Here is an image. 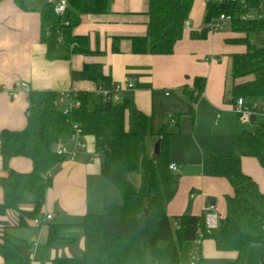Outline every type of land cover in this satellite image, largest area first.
<instances>
[{"label":"trees","instance_id":"1","mask_svg":"<svg viewBox=\"0 0 264 264\" xmlns=\"http://www.w3.org/2000/svg\"><path fill=\"white\" fill-rule=\"evenodd\" d=\"M4 0H0L2 2ZM25 0H15L24 7ZM112 0H67L63 15H57L55 4L41 9L40 39L47 47V59H64L69 54L87 53L88 40L74 35L75 28L87 15L109 12ZM195 0H150L149 35L133 38L136 55L170 56L182 39ZM264 9V6H262ZM249 9L238 0L207 4L204 34L210 33L209 23L221 15L231 17L232 32L237 38L227 41L246 47L245 53L232 57V105L237 98L247 101L264 98V46L254 44L253 35L264 38V13L261 19L243 20ZM204 78L195 79L193 89L183 93L197 103L195 93L202 94ZM80 105L64 114L58 105L59 93L31 92L27 126L22 131L0 133V152L6 177L0 180L4 198L0 216L8 211L19 213L20 225L42 216L47 190L52 186L49 172L68 161L55 152V146L69 138L75 126L83 136H92L101 158V179L113 187L121 203L109 205L100 213H88L81 228L84 231L85 253L80 259L60 258L53 264H150L163 261L175 263L181 247L194 242L199 231L204 240L215 241L221 253H236L226 264H244L253 245L264 247V194L258 184L243 171V158H255L264 170V124L253 133L235 135V152L211 155V175L226 179L233 194L226 199V216L217 230L207 234L204 216L185 214L169 217L167 205L176 196L180 175L169 170L170 139L165 127L155 131L151 117L140 111L131 96L121 103L104 102L88 93H72ZM193 112V107H191ZM161 140V153L156 161L152 155L155 143ZM152 144V146L150 145ZM13 158H27L33 170L28 174L10 169ZM27 194L32 201L27 202ZM31 205L32 211L25 207ZM71 225L51 224L48 246L73 242L63 233ZM4 264H31L26 256L14 251L8 242L0 243ZM260 264H264V254Z\"/></svg>","mask_w":264,"mask_h":264},{"label":"crops","instance_id":"2","mask_svg":"<svg viewBox=\"0 0 264 264\" xmlns=\"http://www.w3.org/2000/svg\"><path fill=\"white\" fill-rule=\"evenodd\" d=\"M57 2L25 0L22 8L15 0L0 2V133L26 128L31 92L93 94L98 88L111 90L116 84L134 82L135 90L129 96L140 111L153 119L154 129L185 125L184 130L190 133L187 135L181 130L180 135H187L198 146L197 150L204 159L202 168L205 175L203 172L194 175L192 167L183 170L177 164L182 160L170 157V164L179 167L177 174L180 173L181 186L167 205L168 216H205L204 208L211 206L221 222L226 216V199L233 194V189L226 179L215 178L206 169L205 164L214 150H209L211 146L202 141L197 130L206 118L210 123L214 120L213 124L219 126L220 121L216 124L218 115L222 120L223 112H234L232 106L226 103L232 57L245 53L246 47L227 41L238 37L232 31L208 33L204 39L195 38L194 35L204 34L207 4L213 0H195L183 37L170 56L133 53L132 39L149 35L150 0H112L107 14L84 16L74 30L75 36L87 38V53L49 60L47 47L40 39V13L45 4ZM197 78H204L206 84L202 94L195 93L199 99L194 103L183 91L184 88L193 89ZM22 83L26 84V88H15ZM9 89H14L15 94L11 95ZM166 92L170 95L166 96ZM58 105L64 106L63 98L58 99ZM83 141L86 148L79 152L75 161H65L48 174L52 186L47 190L40 218L51 215L50 221L35 225L32 220H27V225L21 226L16 211L0 216V243L8 242L14 251L28 257L31 264H53L55 259L60 258H82L85 238L79 225L88 213H100L107 207L103 205L106 195L118 196L112 187L101 181L102 161L95 150L94 138L85 136ZM61 144L67 149L74 147L67 137L62 139ZM222 146L230 147L221 153L223 156H231L235 151L234 140L233 145L227 141ZM222 146H218L221 148L218 149L219 154ZM242 165L244 173L258 184L264 194V170L259 162L245 157ZM9 167L23 174L33 170L32 162L27 158H13ZM6 176L0 152V180ZM95 184L102 189L92 203L89 190ZM27 195L26 200L30 203L32 196ZM3 198L0 187V204ZM209 199H214L215 204L211 205ZM120 203L119 198L117 204ZM25 210L32 211L33 207L27 205ZM51 224L71 225L63 235L73 242L49 247ZM194 253L200 259L194 264H226L236 259V253L219 252L215 241L208 238L198 249L193 242H186L175 263L163 261L153 264H192ZM263 254V246H251L244 264H260ZM0 264H4L1 255Z\"/></svg>","mask_w":264,"mask_h":264},{"label":"rangeland","instance_id":"3","mask_svg":"<svg viewBox=\"0 0 264 264\" xmlns=\"http://www.w3.org/2000/svg\"><path fill=\"white\" fill-rule=\"evenodd\" d=\"M238 1L241 4H243L244 6H247L249 9V12L256 11L261 5L264 6V0H238ZM213 2L217 3V2H221V0H213ZM222 31L225 33H230L232 31L231 23L226 22L225 27ZM253 41H254V44L256 45V47H258V48L262 47V45L264 44L263 35L262 34L253 35ZM232 87H233V81H232V79H230L229 83H228V88H227L226 103L227 104L229 103L231 106H232V98H233L232 94H231ZM248 102L253 103L254 105H258L260 107V109H262L264 107V98H258V99L251 100ZM222 116H223L222 120H219L220 123L218 122L220 124L219 126H215L213 124L215 122L214 120H212V122L210 123L209 119L206 118L202 122V124H200V127L197 130V133L200 136V138L202 139V141L206 142L208 145L211 146L209 148V150H211V152L214 150L213 152L216 151L219 153L218 149H221V148L218 146L225 145V143L227 141L230 142L231 145H233V137H232L233 135L234 136L240 135L243 131H247L248 133H253V132H255L256 129H258V127H256L255 124L250 125V124H243L242 122H240L238 120L237 115L234 112H231L230 110L223 112ZM256 123L262 125V124H264V121L262 118L259 117V118H257ZM154 126H155V123H154ZM166 126L167 127L165 128V130L171 136V139H170L171 140V142H170V157H174L175 159L182 160L183 162L178 161L177 164H179L181 167H183V170H185L187 167H190V168L192 167L193 168L192 171H193L194 175L200 174L201 172H203V175H205V171L202 168V165H203L202 163H203L204 159L197 150L198 146H196L192 141H190L188 139L187 135L190 133V131L187 132L184 130L185 125H182L181 127H168V125H166ZM181 130L183 132H185V134H187V135H185V134L180 135ZM155 131H158V130H155ZM201 144H202V142H201ZM150 145L152 146V144H150ZM226 148H230V147L222 146V152H220V154L221 153L223 154V152L225 153L226 151H224V150ZM232 154L233 153H231V155ZM152 155H153V151H152ZM96 156H97V154H96ZM98 157L99 156H97L96 159H98ZM205 166H206V169L207 170L209 169L211 172V157L209 158V161L207 162V164H205ZM204 169H205V167H204ZM179 175H180V173H179ZM101 181H103V180H101ZM103 182L106 183L105 181H103ZM107 185L110 186V184H107ZM179 185L181 186V181H180ZM110 187H112V186H110ZM104 188H106L105 185H104ZM184 188L185 187L182 185V189H184ZM101 189H102V187L98 186L96 184H95V186L90 187L89 198H90V201L92 203H95L96 197H97V192L100 191ZM26 197L28 198L29 196L27 195ZM102 198H103V196H102ZM119 198L117 195H115V196L106 195L103 198V205L104 206H109V205H113V204L116 205L119 202ZM93 212L99 213L98 211H93ZM222 220H224V219H222ZM34 221H33V223H34Z\"/></svg>","mask_w":264,"mask_h":264},{"label":"built area","instance_id":"4","mask_svg":"<svg viewBox=\"0 0 264 264\" xmlns=\"http://www.w3.org/2000/svg\"><path fill=\"white\" fill-rule=\"evenodd\" d=\"M232 0H221V2H231ZM67 0H58L57 3H55V12L57 15H63L65 13V10L67 8ZM264 9L262 5L254 12H249L247 16L242 17L243 20H250V19H261L263 17ZM231 17L227 15H221L219 18H214L209 23V29L210 33H218L221 32L226 22H231ZM187 25V24H186ZM18 88H26V84L22 83L20 85H17L15 87ZM135 90V83L129 82L126 84H116L113 89L106 90L103 88H98L97 91L94 93L98 97H100L104 102H112L115 104L121 103L124 96L130 95ZM8 92H10L11 95L15 94L14 89H9ZM60 98L64 99V106L63 113L67 114L71 112L73 109L79 107L80 102L74 98L72 92H61L59 93ZM166 96L170 95V92L165 93ZM232 109L234 113L237 115L238 120L242 122L243 124H255L256 127L260 126L256 123L257 118H262L264 121V107L260 109L258 105H254L253 103L248 102L244 98H237L235 103L232 105ZM220 120V115L217 117V122ZM173 125L174 121L172 122ZM263 125V124H262ZM75 132L69 137V139L74 143V147L72 149H67L64 147L61 142L58 143L55 146V152L62 156H67L68 160L75 161L79 155V152L84 150L86 148V144L83 141V134L82 130L78 127H74ZM169 170L173 173H177L179 171L178 165L170 164ZM193 197V195H191ZM203 212L205 213V230L207 234H211L213 231L217 230L220 226V221L218 215L214 212L213 207L208 206L204 208ZM52 219L51 215H47L42 218H38L34 221L36 225H41L42 223L46 221H50ZM198 237L193 242L195 247L198 249L199 246H201L202 242L204 241V232L199 231ZM35 246L37 244H34ZM199 257L196 255V253L192 256V264L199 262Z\"/></svg>","mask_w":264,"mask_h":264},{"label":"water","instance_id":"5","mask_svg":"<svg viewBox=\"0 0 264 264\" xmlns=\"http://www.w3.org/2000/svg\"><path fill=\"white\" fill-rule=\"evenodd\" d=\"M161 140H158L153 148V155H154V160L156 161L157 157L160 156L161 153ZM209 202L211 203V205L215 204V200L214 199H209Z\"/></svg>","mask_w":264,"mask_h":264}]
</instances>
